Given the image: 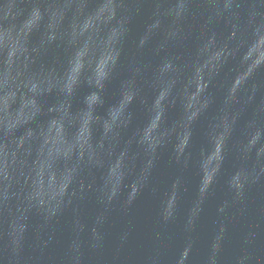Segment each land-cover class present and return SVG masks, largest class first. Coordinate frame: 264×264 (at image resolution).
Returning a JSON list of instances; mask_svg holds the SVG:
<instances>
[{"label": "water", "instance_id": "95a60500", "mask_svg": "<svg viewBox=\"0 0 264 264\" xmlns=\"http://www.w3.org/2000/svg\"><path fill=\"white\" fill-rule=\"evenodd\" d=\"M0 264H264V0H0Z\"/></svg>", "mask_w": 264, "mask_h": 264}]
</instances>
